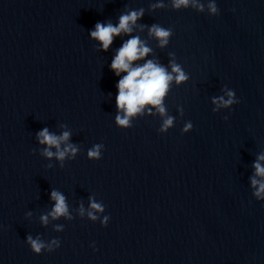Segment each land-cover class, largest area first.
<instances>
[{
  "label": "water",
  "instance_id": "water-1",
  "mask_svg": "<svg viewBox=\"0 0 264 264\" xmlns=\"http://www.w3.org/2000/svg\"><path fill=\"white\" fill-rule=\"evenodd\" d=\"M210 2L0 0V264H264V200L251 185L264 155V0H214L215 15ZM141 10L131 35L146 59L187 79L170 82L164 113L148 105L120 127L110 65L129 36L104 51L89 33ZM153 25L171 32L163 48ZM229 91L231 105L213 103ZM44 128L69 132L75 155L45 157ZM52 191L67 215H50ZM28 236L61 244L34 255Z\"/></svg>",
  "mask_w": 264,
  "mask_h": 264
},
{
  "label": "clouds",
  "instance_id": "clouds-1",
  "mask_svg": "<svg viewBox=\"0 0 264 264\" xmlns=\"http://www.w3.org/2000/svg\"><path fill=\"white\" fill-rule=\"evenodd\" d=\"M162 4H157L155 7H162ZM173 6L176 9L182 7H195L203 11L204 6L198 3V0H173ZM210 14L215 15L218 12L217 6L212 0L208 4ZM143 16V11H131L120 16L117 24L112 23H96L94 29L90 31V37L96 40L101 49L107 51L115 38L121 35H127L129 38L122 43L116 51L112 59L110 70L118 77L116 106L119 112L123 115H117L116 123L120 127L130 125V118L140 113L146 106L151 105L158 108L160 113H164L162 101L165 97L170 82L173 80L177 84L184 82L187 76L182 68L177 64H172L171 73L162 65L154 60L146 59L151 53V49L138 37L131 35L133 26L136 21ZM150 35L155 37L160 47H165L171 35L170 30L162 28L158 25H153L150 30ZM123 74V75H122ZM175 74V75H173ZM234 92L227 93V99L219 97L213 100L214 104L229 106L233 101ZM173 124L171 117L167 118L163 123L161 131L167 130ZM191 128L189 124L185 131ZM70 133L65 131L60 136H56L44 128L37 133V140L41 145L46 146L43 150V155L47 158L55 156L58 160L63 161L64 158L71 153L75 155L77 148L69 143ZM64 145L61 148V145ZM100 145L95 146L89 151L88 156L93 160L101 159ZM55 149V152L52 149ZM254 176L251 179V185L255 190L253 195L257 200H264V155L257 158L253 164ZM51 200L54 207L50 213L53 218H58L67 215L68 209L63 194L52 191ZM91 209L96 212H102L103 206L97 202H91ZM83 211V210H82ZM90 219L96 220L97 216L93 212L88 213ZM109 217L105 216L102 221V227H107ZM43 221H47V217H42ZM26 244L34 255H40L42 252L52 253L60 247L59 240H52L51 244L45 245L39 238L33 239L31 236L26 238ZM95 251V245H92Z\"/></svg>",
  "mask_w": 264,
  "mask_h": 264
}]
</instances>
